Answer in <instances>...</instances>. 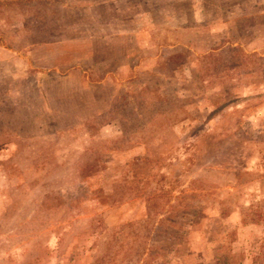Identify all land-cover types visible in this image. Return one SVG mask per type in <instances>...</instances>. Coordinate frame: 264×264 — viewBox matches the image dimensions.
<instances>
[{
    "label": "rangeland",
    "instance_id": "rangeland-1",
    "mask_svg": "<svg viewBox=\"0 0 264 264\" xmlns=\"http://www.w3.org/2000/svg\"><path fill=\"white\" fill-rule=\"evenodd\" d=\"M0 264H264V0H0Z\"/></svg>",
    "mask_w": 264,
    "mask_h": 264
},
{
    "label": "crops",
    "instance_id": "crops-1",
    "mask_svg": "<svg viewBox=\"0 0 264 264\" xmlns=\"http://www.w3.org/2000/svg\"><path fill=\"white\" fill-rule=\"evenodd\" d=\"M160 55H161V54H160ZM162 56H163V55H162ZM163 57H164V56H163ZM164 60H165V59H164ZM165 61L169 62L168 59H166ZM180 67H181V66H180ZM175 71H176V70H175ZM176 72H177V71H176ZM178 72H183V69L181 68V70H179ZM178 72H177V73H178ZM143 85H144V84H143ZM223 86H225V82H224V85H223ZM223 86H222V87H223ZM233 87H235V86H233ZM235 88H237V87H235ZM235 88H234V89H235ZM182 95H184V94H182ZM204 97L207 98V96H204ZM223 97H224V96L221 94V99H222ZM223 99H224V98H223ZM223 99H222V100H223ZM176 102H180V101L176 98ZM179 107H180V106H179Z\"/></svg>",
    "mask_w": 264,
    "mask_h": 264
},
{
    "label": "trees",
    "instance_id": "trees-1",
    "mask_svg": "<svg viewBox=\"0 0 264 264\" xmlns=\"http://www.w3.org/2000/svg\"><path fill=\"white\" fill-rule=\"evenodd\" d=\"M174 106L177 108L179 107V103L175 101Z\"/></svg>",
    "mask_w": 264,
    "mask_h": 264
}]
</instances>
